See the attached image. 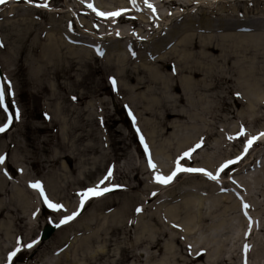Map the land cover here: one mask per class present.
Masks as SVG:
<instances>
[{
    "label": "rangeland",
    "instance_id": "374dc122",
    "mask_svg": "<svg viewBox=\"0 0 264 264\" xmlns=\"http://www.w3.org/2000/svg\"><path fill=\"white\" fill-rule=\"evenodd\" d=\"M128 1L0 4V83L8 106L7 113L0 108V126L12 117L0 132V155L6 156L0 166V264H220L223 247L233 258L225 256L226 264H264V252L251 253L253 242L246 235L231 248L237 200L250 211L264 206V186H254L256 174L264 170V136L244 152L246 141L264 132V36L255 43L241 38L253 28L264 29V0H190L197 3L192 9V3L179 6L181 0H175L154 7L155 12L144 0L136 6ZM89 3L97 11H125L101 18ZM185 28L190 36H178ZM226 29L239 37L223 40ZM117 33L126 37H109ZM209 34L212 42L240 46L230 45V57L211 63L213 44L208 43L211 53L202 47L210 57L199 56V42ZM174 40L181 43L170 51ZM187 54L210 83L209 91L193 95L195 105L184 97L176 103L172 94V86L185 85L180 78L185 74L176 71L180 55L184 59ZM136 69L140 73L131 74ZM153 71L167 79L171 92L153 79ZM132 76L146 85L130 89ZM6 81H11L14 97L7 95ZM167 109L181 110L185 117L171 118L164 130ZM241 126L244 134L237 135ZM201 139V147L184 157ZM237 156L241 159L217 173ZM178 157L182 167L204 169L218 179L177 172L168 183L157 182L156 175L175 170ZM109 169L111 177L99 184ZM37 180L62 210H41L44 200L29 186ZM98 184L113 190L90 196L81 207L78 194ZM148 194L154 198L146 202ZM79 208V215L60 224ZM46 223L59 226L39 242ZM32 241L36 243L28 248ZM10 252L16 253L11 260Z\"/></svg>",
    "mask_w": 264,
    "mask_h": 264
},
{
    "label": "bare ground",
    "instance_id": "6f19581e",
    "mask_svg": "<svg viewBox=\"0 0 264 264\" xmlns=\"http://www.w3.org/2000/svg\"><path fill=\"white\" fill-rule=\"evenodd\" d=\"M214 1H221V0H213L212 3ZM202 2L203 1H201V3ZM128 3L130 4L129 1H128ZM173 3H175V0H156L155 2H152L154 7H156L158 5H166V4H173ZM191 3H192V7H191V9H192L197 3L190 2V0H181L178 3L176 2V4H178L179 6L182 5V4H184V6H185L186 4H191ZM140 8H141L140 6H137L138 10ZM139 11H141V9ZM132 12H134V11H132ZM237 19L238 18H234V20L236 22H237ZM223 22H226V21H223ZM259 23H261V22H259ZM226 30L227 31L223 32V34L225 35V36L222 37L223 40L230 41L234 37H237V38L239 37V35L233 33L232 29H226ZM180 31H181L180 34H184V35H178V36H185L187 38L188 36H186V35L190 34L189 33L190 30H188L186 28L185 29H181ZM178 33H179V31H178ZM241 36H242L241 37L242 39H244V37H246L252 43H255L256 37L259 38L261 36L262 37L264 36V29H262L260 27L253 28L252 32L250 30H248L247 33H245L244 35L241 34ZM109 37H112L115 40H117V39L123 40L124 37H126V36L120 35V34L119 35L118 34H114L113 36H109ZM185 37H183V38H185ZM204 37H205V38H203L204 41L199 42V46H201V48L199 50V56H200V58H208V57H210V56H206L205 55L206 53H205L203 48H205L208 53H211L212 48L210 46H208V43L213 44V46L215 47L214 49L216 50V55H215V57H213L212 59L209 60V62H211V63H215L218 60H226L228 57H230L229 56L230 55V45L234 46V47H239L240 46L238 43H232L231 44V43H215V42H212L210 40L214 36H212L211 34H209L207 36H204ZM94 38L95 39H99V40L101 39L98 36H94L93 39ZM207 39H209V41H206ZM213 39H215V38H213ZM117 41H119V40H117ZM174 42H175V40H174ZM182 42H184V41L182 40ZM180 43H181V41L175 42V45L173 43L169 50L170 51L175 50L176 47ZM242 44H245V43H242ZM118 47L121 48L120 45H118ZM124 54H125V51H124V53L122 55H124ZM188 55H190V54L185 55L184 59L180 55V59L182 60L181 61L182 65L179 68V70L176 71L177 75H179V73H180V75L185 74L183 77H180L181 81H183V83L185 85H183V86L182 85L172 86L174 88V90L176 91L175 93H172V94H173V98L175 99L176 103L181 102L182 101L181 98L184 97L186 102H189L190 104L195 105L196 103L193 100V95L194 94H196V95L197 94H201V93H203L206 90L209 91L210 90V83H206L204 80H202L200 68H199V66L195 65L197 60L192 59L194 56L193 57H191V56L189 57ZM158 58L159 59H156L153 63H157L158 61L161 60L160 57H158ZM189 64H192L193 66H190ZM194 65L197 66L198 69L194 68L195 67ZM140 71H141L140 69H136L131 74H135V73L138 74V73H140ZM153 79L156 80V81L161 82L163 87H166L170 91V86H169V84L167 82V79L165 77H163V75H160L156 71H153ZM129 80L133 84V87L132 88L130 87V89L140 90L146 85V81H144L141 78L140 79L136 78L135 76H132ZM178 94H180L179 97H178ZM233 99H234V97L232 95L231 96V101L236 105L237 102L233 101ZM183 117H185V115L183 114V112L181 110H177L176 112H174V111H172L170 109H167L166 113H165V119L168 120V122L165 121L163 123L164 130H167V128H169L170 123L172 122V120H170L171 118L176 119V118H183ZM262 142L264 143V140ZM263 156H264V153L261 155V157H263ZM263 168H264V164L262 165V170H263ZM255 178L257 179V182L255 183L254 186L263 187L264 186V170H263V173L256 174ZM223 197H226V196L223 195ZM22 198L24 199V202L26 203V205L29 206L30 205L29 196L23 193ZM153 198H154V196L152 194H148V196H147L145 201L148 202V201L152 200ZM237 202H238V208H237L238 212H239V214H243V216H245V218H241V216L237 212L234 214L235 222L233 224L234 225V229L232 230V232H233V235H234L235 238L231 241L232 251L235 248V245H236V242L239 239V236L241 238L243 235H246L247 237L251 238L252 242H253V246L251 247V253L257 254V255L260 256L264 252V215L260 216L262 212L264 214V206L262 207V209H259V208L256 209V207H252V209L250 211L248 208L245 209L243 207V205L245 204L244 201L242 203L241 200H237ZM234 207L236 209V204L235 203H234ZM245 212H247V215H245ZM224 213L225 212L220 213L219 215L220 216L224 215ZM231 218H232V216H231ZM5 231L7 233H9L10 228H9V230L7 228H5ZM225 241H226V238H225ZM225 244H223V246ZM215 252H216V247H215ZM222 254L223 255L221 256L222 259L220 261V264H226L225 256L227 257L228 261H230L232 256H230L229 254H231V253H230L229 250H226V248L223 247ZM200 258H201V256L200 257L199 256L195 257V258H193V261H196V260H198ZM232 260H233V258H232ZM195 263H191V264H195ZM247 264H249V263H247ZM256 264H262V262L261 261H256Z\"/></svg>",
    "mask_w": 264,
    "mask_h": 264
},
{
    "label": "snow or ice",
    "instance_id": "6c2138e0",
    "mask_svg": "<svg viewBox=\"0 0 264 264\" xmlns=\"http://www.w3.org/2000/svg\"><path fill=\"white\" fill-rule=\"evenodd\" d=\"M28 2H33V0H28ZM130 4L133 5V6H136L137 4V0H129ZM3 3H6V0H0V4H3ZM144 3L145 5L149 8V9H152L153 12H155V8L153 6V4L149 3V0H144ZM36 7H45L47 8L48 7V4L47 3H36L35 5ZM88 7L91 8L93 11H96L97 12V15L98 16H101V17H111V18H115L117 16H120L122 14V12H124L125 10L123 9H120V10H116V11H111V12H104V11H97L94 7L93 4L89 3L88 4ZM118 34V33H117ZM3 45H0V47H2ZM102 54V53H101ZM111 82H112V85L113 87H115L116 85V80L115 78H110ZM6 86H7V95L8 96H13L14 97V92L12 91V85H11V81H6ZM5 84L4 83H0V108H3L4 111L7 113L8 112V106L6 105V102H5ZM237 95H239L237 93ZM75 99V98H73ZM129 115H132L131 112H129ZM16 118L18 119L19 118V110L17 109L16 111ZM135 118L133 117V120ZM11 120H12V117L11 115H9L7 117V123H4L3 126H0V132H3L5 131V129L8 128L9 124L11 123ZM139 131V130H137ZM244 134V129L243 127L241 126V130H240V133H238L237 135H243ZM259 136H264V132H261L259 133L257 136H252L250 137L246 143H245V147H244V152L246 153L248 151V148L252 145V143L254 141H256ZM232 137H229V139H231ZM143 137H141V143H143ZM203 143V140L201 139V142L200 143H197L194 147L192 148H189L186 152L183 153V156L184 157H188L193 151H195L196 149H198L199 147H201V144ZM147 145H145V151L147 152ZM182 157H178L177 158V161L175 163V170L171 172L170 175L168 176H163V175H156L155 179L157 180V182L159 183H168L169 181H171L173 179V177L177 174V172H203L204 175H206L209 179L211 180H217L218 179V175H214L212 172H207L205 171L204 169H198V168H191V167H182L181 166V161ZM239 159H241L240 156H237L234 160L233 159H229L227 161H225L224 163H222L219 168L217 169V173H219L220 171H223L224 169H226L228 167V165L230 164H234L236 163V161H238ZM5 160H6V156L5 155H0V166L4 165L5 163ZM148 164H149V167L155 169L156 168V165L152 162L151 158H149L148 160ZM22 171V170H21ZM5 175H7V172H5ZM112 175V170L109 169L108 170V173L106 176H104L99 184H103L104 181L108 180ZM99 184L96 185V186H93V187H90V188H87L86 190L80 192L78 195L81 197V200H80V206L83 207L84 205V201L89 198L90 196H100L102 195L104 192H107L109 191L110 189L108 188H100L99 187ZM30 187L34 188V189H37L39 190V193L40 195L44 198V202L50 207L52 208L53 210H56V211H59V210H62L63 209V205L59 204V203H52L48 197L45 195L44 193V189H43V186H42V182L37 180L35 182H30L29 184ZM153 195H155V193H153ZM243 207L245 209H247L249 206L247 204H244ZM141 209L140 208H137L136 209V212H140ZM78 213L76 211H73L70 215H65L63 216V218L60 220V224H63V223H66L67 221L73 219ZM245 215H247V212H245ZM59 226V225H57ZM174 227H176L174 225ZM19 244V241L17 242ZM36 241H32L31 243L27 244L26 246L28 248H31L33 244H35ZM248 245H245L244 248H245V251H247L248 249ZM17 251H19V248H17ZM16 253L15 252H10L9 253V256H8V259L11 260L12 257L15 255ZM246 264V262H245Z\"/></svg>",
    "mask_w": 264,
    "mask_h": 264
},
{
    "label": "water",
    "instance_id": "95a60500",
    "mask_svg": "<svg viewBox=\"0 0 264 264\" xmlns=\"http://www.w3.org/2000/svg\"><path fill=\"white\" fill-rule=\"evenodd\" d=\"M53 231H54L53 225H49V224L45 225L42 229L41 240L47 239Z\"/></svg>",
    "mask_w": 264,
    "mask_h": 264
}]
</instances>
